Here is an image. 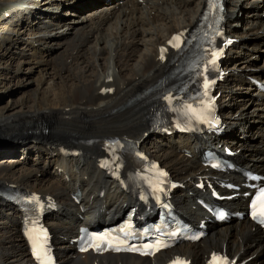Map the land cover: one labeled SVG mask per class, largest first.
I'll list each match as a JSON object with an SVG mask.
<instances>
[{
  "label": "bare ground",
  "instance_id": "1",
  "mask_svg": "<svg viewBox=\"0 0 264 264\" xmlns=\"http://www.w3.org/2000/svg\"><path fill=\"white\" fill-rule=\"evenodd\" d=\"M57 1L70 6L67 21L52 8L41 6L50 0H5L0 5L8 24L21 26L18 31H8L4 40L5 51L17 57L16 67L8 69L4 81L12 84L18 77V85L27 88L24 96L29 98L27 104L13 105L16 113L0 117V140H4L0 143V192L16 187L59 202L61 209L50 219V225L62 264H166L173 252L154 261L75 254L65 242L80 226L71 197L77 188L89 190V196L95 189H105L108 208L99 219H113L121 213L132 198L98 166L104 140L124 137L159 159L186 186L176 201L182 211L194 216L190 194L197 192L199 178L211 173L200 166L194 154L197 143L184 136L161 139L152 131V123L162 102L156 97V84L171 73L169 63L177 57L172 53L166 63L163 61L169 55V41L175 33L197 25L205 0H125L100 8L96 4L104 0ZM228 4V28L241 43L230 51L228 67L235 73L226 79L220 97H224L222 113L231 135L218 142L241 150L237 156L241 164L261 169L264 127L259 116L264 111V93L248 82L249 78L264 82V66L252 60L256 52H264V0H228ZM86 9L90 13L83 15ZM55 48L61 50L52 56ZM33 83L36 86L30 88ZM239 97L242 103L236 104ZM26 142L36 146L38 156L45 155L46 162L38 165L13 160L5 165L4 158L12 156L9 149L24 147ZM187 150L193 151V157L184 154ZM63 168L69 172L71 183L60 171ZM85 175L88 181L83 180ZM213 250H225L241 262L249 260L246 264H264V237L247 221L213 227L206 241L179 247L176 254L194 264H205ZM0 264H33L20 235L18 213L1 196Z\"/></svg>",
  "mask_w": 264,
  "mask_h": 264
},
{
  "label": "rangeland",
  "instance_id": "2",
  "mask_svg": "<svg viewBox=\"0 0 264 264\" xmlns=\"http://www.w3.org/2000/svg\"><path fill=\"white\" fill-rule=\"evenodd\" d=\"M3 1H5V0H0V5H1V3ZM119 1L122 2V1H125V0H104V1H99L96 5H97L98 8H100V7H103V6L108 5V4H118V3H120ZM39 2H42V0H39ZM75 2L78 3V0H76ZM75 2L71 1V4H73ZM57 3H59L60 5H57ZM240 3H241V1H240ZM41 6L42 7L47 6L50 9L52 8L53 9L52 10L53 13L58 14L60 17L64 18V20H66V21H67V19H69V16L65 15L67 10H68V7H70L69 4H67L66 2H64V5H63L57 0L56 1L55 0L51 1L50 0L49 3L47 2V5H44V3H41ZM56 6H58V8H56ZM1 10H2V8L0 6V11ZM88 13H90V10L86 9V11L83 12V15H87ZM162 13L165 14V11L162 12ZM262 18H264V15H263ZM7 21L8 20H5L4 17H2V13L0 12V117H1V115L7 116V115H10V114L16 113L15 111L17 110V107L13 106L15 103L16 104L20 103L22 105V104H27L29 102V98H27V95H26V97L24 96L26 94V93H24V91H26L27 88H25L23 85L22 86L18 85V79H17L18 77L13 79L12 84H7L6 85V83L4 81V76L7 73H9L8 69L11 70V69L15 68L16 67V61H17V57L14 58V56L12 57V55H10V53L5 51V49H4V40L7 37V32L8 31L11 33L13 31H18V29L21 28V26L17 27V23H13L12 22L11 24H8ZM24 22H28V20L26 19V21H24ZM74 25H76V24H74ZM78 26H82V25H77V28H78ZM82 27H84V26H82ZM24 37H26V36H24ZM92 39H93V37H90V41L91 42L94 40V39L93 40ZM15 43H18L17 47L20 46V43L18 41H16ZM60 50H61V48H58V49L55 48V49L51 50V55L54 56ZM252 60L255 62L256 65L263 67L264 66V52L263 51L256 52V54H254ZM26 67H27V65L25 66V68ZM35 86L36 85L33 83V85H31L30 88H34ZM30 92H31V90L29 91V93ZM29 93L27 92L28 95H29ZM240 95L236 94L235 96H240ZM241 99H242V97H241ZM223 100H224V97L221 99V101H223ZM236 100L239 101L240 97L236 98ZM234 102L236 104L242 103L240 101L239 102L234 101ZM260 102H262V101H260ZM4 108H7V109L3 110ZM259 118H260V121H259L260 126L263 128L264 127V111L260 112ZM40 121L41 122H38V123H42V119ZM48 131H49V129H48ZM3 141L4 140H2V142ZM2 142L0 140V143H2ZM26 144H28V145H25L24 147H20V146L16 147V146H14V147H12L10 149L8 148L10 150L9 153H11L12 156L11 157H7L6 159L4 158L5 165L10 164V162H12L13 160H21V161L27 160V162L29 164H31V163L32 164H34V163L37 164L38 163V165H41L42 163L46 162L47 158H46L45 155L38 156V152H37L36 146L29 145L28 142H26ZM5 145H3V146H5ZM16 148H18V149H16ZM52 170L53 169H50L51 172H52ZM13 171H14V169L11 170V172H13ZM17 173H16V175H17ZM51 177H54V176L51 175ZM40 179H41V177H40ZM4 213H6V211H4ZM262 260H264V255L262 256Z\"/></svg>",
  "mask_w": 264,
  "mask_h": 264
}]
</instances>
